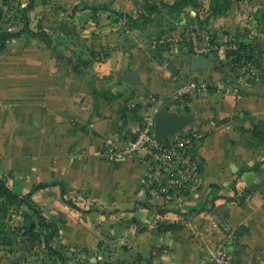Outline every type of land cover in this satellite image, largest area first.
Masks as SVG:
<instances>
[{
  "label": "crops",
  "instance_id": "crops-1",
  "mask_svg": "<svg viewBox=\"0 0 264 264\" xmlns=\"http://www.w3.org/2000/svg\"><path fill=\"white\" fill-rule=\"evenodd\" d=\"M183 1L36 0L25 17L43 16V31L0 51V182L57 226L60 264H228L239 247L245 264L264 252V69L241 93L221 79L226 46L212 51L215 39L210 67L194 70V52L169 41L211 16L264 58V0ZM159 99L191 117L182 133L203 136L197 192L152 198L146 159L100 155L126 148Z\"/></svg>",
  "mask_w": 264,
  "mask_h": 264
},
{
  "label": "rangeland",
  "instance_id": "rangeland-1",
  "mask_svg": "<svg viewBox=\"0 0 264 264\" xmlns=\"http://www.w3.org/2000/svg\"><path fill=\"white\" fill-rule=\"evenodd\" d=\"M223 1L221 0V3ZM36 4V0H0V45L6 34L24 32L27 22L32 29L30 28L26 34L20 35L24 36L22 41L12 44V48L16 51L28 47L31 44V38L43 31L42 23L39 22L44 19L43 16L33 12L30 17L25 18L26 15H29L30 8L35 7ZM210 18L211 16H205L202 25L193 27L186 34L169 39V41L180 43L184 53L194 52L192 37L194 34L197 35L199 32L206 31L211 35L212 41L216 39V45L214 44L215 47L212 51H215L218 44L224 45L228 49L240 51L227 61L230 76H223L221 79L228 84H234L241 93L246 91L245 87L251 81L259 84V76L255 72H258L262 67L264 69L263 54L258 52L260 45L244 44L231 38V30L227 32L228 37L225 38L227 35H225L223 24H219L220 22L217 26H214V23L210 26L206 24ZM215 27L217 28L214 29ZM215 31L220 32L221 38L214 33ZM197 41L202 42V39L197 36ZM190 54L193 53L190 52ZM228 78L230 81H227ZM50 231L49 227L41 224L35 210L27 203L16 198L0 196V264H60L57 253L51 246L49 247L50 244L47 245V237ZM242 255L240 247L231 249V258L228 264H238L243 259ZM244 258H246L245 264H264L261 261L264 260V252L246 253ZM252 258L261 260L253 263L251 262ZM216 264L219 263L216 262Z\"/></svg>",
  "mask_w": 264,
  "mask_h": 264
},
{
  "label": "built area",
  "instance_id": "built-area-1",
  "mask_svg": "<svg viewBox=\"0 0 264 264\" xmlns=\"http://www.w3.org/2000/svg\"><path fill=\"white\" fill-rule=\"evenodd\" d=\"M197 36L202 42L197 41ZM194 54H204L212 46V37L206 31L192 37ZM196 89V84L188 82L171 94L176 101H183L187 94ZM164 99L156 101L140 121L136 136L126 148L118 152L114 147L101 151L103 158L115 159L117 156L135 158L142 156L149 164L146 173V189L152 198H166L197 192L203 185V175L197 159L192 154V147L203 136L198 133H177L164 141L155 138L156 114L161 109ZM228 259L225 257V262ZM228 262V261H227ZM155 264V263H153Z\"/></svg>",
  "mask_w": 264,
  "mask_h": 264
},
{
  "label": "water",
  "instance_id": "water-1",
  "mask_svg": "<svg viewBox=\"0 0 264 264\" xmlns=\"http://www.w3.org/2000/svg\"><path fill=\"white\" fill-rule=\"evenodd\" d=\"M185 59L194 70L207 69L211 65L209 57L204 54L186 55ZM261 90L260 94L264 96V87ZM190 121V116L172 113L165 108H161L156 114L155 138L158 141L167 140L171 136L182 132Z\"/></svg>",
  "mask_w": 264,
  "mask_h": 264
},
{
  "label": "trees",
  "instance_id": "trees-1",
  "mask_svg": "<svg viewBox=\"0 0 264 264\" xmlns=\"http://www.w3.org/2000/svg\"><path fill=\"white\" fill-rule=\"evenodd\" d=\"M183 3H186V4H188V3H192L193 5H195V3H194L193 0H184ZM224 7H225V6H224ZM219 12H220V13H223V10L220 9ZM25 18H26V17H25ZM26 19H27V18H26ZM26 19H25V21H27ZM28 26H29V24H28V22H27V24L25 25V29H24V30H26V28H27ZM22 32H23V31L13 32V33L6 34V35L4 36V38H3V40H2V44L0 45V51L5 47V43H6L7 40H9V39H11V38H14V37H18V36H20V35L22 34ZM240 46H241V45H240ZM239 52H240V51H236V50H234V49H228V50H227V56H228V58H230V57H232L233 55L238 54ZM0 196L5 197V198H16V199H18L19 201H24L25 203H27V204L31 207V205H30V203H29V199H28L29 196H28V197H21V196L15 194V193H13L8 187L5 186L2 182H0ZM31 208H32V207H31ZM34 210H35V209H34ZM35 212H36V214H37V216H38V218H39L41 224L44 225V226H47V227H49V228L51 229V231H50V233H49V235H48V237H47V245H48V244L50 243V240L53 238V236H54V235L56 234V232L58 231L57 226L54 225L53 223H49V222H47V221L44 219V217L41 215V213H39L38 211L35 210ZM49 247H50V245H49Z\"/></svg>",
  "mask_w": 264,
  "mask_h": 264
}]
</instances>
